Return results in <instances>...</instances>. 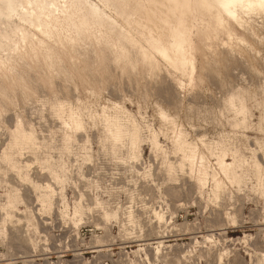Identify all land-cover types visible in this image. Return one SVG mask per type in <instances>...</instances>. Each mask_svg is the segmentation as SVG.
<instances>
[{"label":"rangeland","instance_id":"obj_1","mask_svg":"<svg viewBox=\"0 0 264 264\" xmlns=\"http://www.w3.org/2000/svg\"><path fill=\"white\" fill-rule=\"evenodd\" d=\"M160 1L0 0V264H264V11Z\"/></svg>","mask_w":264,"mask_h":264},{"label":"bare ground","instance_id":"obj_2","mask_svg":"<svg viewBox=\"0 0 264 264\" xmlns=\"http://www.w3.org/2000/svg\"><path fill=\"white\" fill-rule=\"evenodd\" d=\"M161 1H163V2L164 1H169L171 3V6L173 7V9H182L181 4L183 2H185L186 0H182V2L180 0H161ZM204 2H205V4H209V5L213 6L214 8H216L219 11V13L226 14L228 17H230L232 19H235V20H238L237 19L238 18L237 14H238V12L240 13V11H241V13L242 12H247V11L249 12V11H253V10L254 11L255 10L264 11V0H204ZM106 4H107V2H106ZM124 4H125V2H124ZM26 5H28V4L26 3ZM51 5H53V2H52ZM89 9H90V14L93 17L98 18L97 8L93 7V4H92V6L89 7ZM25 11L28 12V8L27 7H25ZM137 11H139L138 8H137ZM255 12H257V11H255ZM36 18L37 17H35V14H34V19H36ZM141 18H142V16H141ZM38 26H39L38 24L35 25V27H37V28H38ZM121 29H123L122 26L119 27V30H121ZM129 36L127 35L126 38H128ZM153 38H154V36H153ZM159 38H160V36H158V39ZM155 39H156V37H155ZM158 52H159V56L161 58H163L165 61L169 62V64L172 67H174L176 70L184 72L186 67H191L192 68V63L189 60V58L187 57L186 52L181 48L179 42L174 41V43L170 44V45L162 43V45L159 48ZM27 137L30 138V136H27ZM221 163H222V160H221ZM199 170H200V168H199Z\"/></svg>","mask_w":264,"mask_h":264}]
</instances>
